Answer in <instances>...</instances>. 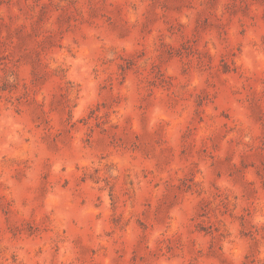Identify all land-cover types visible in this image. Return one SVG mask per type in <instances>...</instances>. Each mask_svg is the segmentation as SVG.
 <instances>
[{
    "label": "rangeland",
    "instance_id": "rangeland-1",
    "mask_svg": "<svg viewBox=\"0 0 264 264\" xmlns=\"http://www.w3.org/2000/svg\"><path fill=\"white\" fill-rule=\"evenodd\" d=\"M0 264H264V0H0Z\"/></svg>",
    "mask_w": 264,
    "mask_h": 264
}]
</instances>
